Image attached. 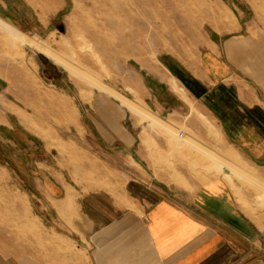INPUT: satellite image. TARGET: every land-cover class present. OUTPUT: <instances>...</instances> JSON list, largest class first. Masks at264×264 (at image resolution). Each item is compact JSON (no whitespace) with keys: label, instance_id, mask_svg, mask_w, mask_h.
I'll use <instances>...</instances> for the list:
<instances>
[{"label":"rangeland","instance_id":"374dc122","mask_svg":"<svg viewBox=\"0 0 264 264\" xmlns=\"http://www.w3.org/2000/svg\"><path fill=\"white\" fill-rule=\"evenodd\" d=\"M63 1L45 25L24 27L0 14V264H91L87 242L72 231L81 198L50 197L53 171H66L78 195L116 196L133 171L187 195L223 177L239 209L262 222L263 174L223 149L189 100L167 118L152 114L158 124L149 125L137 87L147 78L146 57L192 56L212 32L237 31L236 22L264 30V0ZM107 87L139 109H127Z\"/></svg>","mask_w":264,"mask_h":264},{"label":"crops","instance_id":"0c3cea01","mask_svg":"<svg viewBox=\"0 0 264 264\" xmlns=\"http://www.w3.org/2000/svg\"><path fill=\"white\" fill-rule=\"evenodd\" d=\"M64 7L63 0H0V14L24 27L51 22ZM233 28L207 35L192 56L164 51L144 58L148 79H140L138 96L149 125L158 124L152 114L167 118L189 100L211 120L222 148L239 153L264 176V30L244 31L237 22ZM105 91L127 109H139L112 88ZM227 161L246 173L241 160ZM133 172L115 196L99 190L78 195L66 171H53L50 197L81 198L72 231L87 242L91 264H264V220L256 223L239 209L223 177L187 195L165 192Z\"/></svg>","mask_w":264,"mask_h":264},{"label":"bare ground","instance_id":"6f19581e","mask_svg":"<svg viewBox=\"0 0 264 264\" xmlns=\"http://www.w3.org/2000/svg\"><path fill=\"white\" fill-rule=\"evenodd\" d=\"M57 54H59L58 52H56ZM60 55V54H59ZM97 76H90V80H91V83H93L96 79Z\"/></svg>","mask_w":264,"mask_h":264}]
</instances>
